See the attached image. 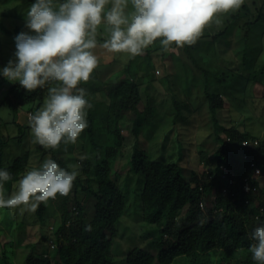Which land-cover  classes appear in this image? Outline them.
<instances>
[{"label":"trees","instance_id":"16d2710c","mask_svg":"<svg viewBox=\"0 0 264 264\" xmlns=\"http://www.w3.org/2000/svg\"><path fill=\"white\" fill-rule=\"evenodd\" d=\"M217 17L219 22H209L196 43L181 47L183 71L179 70L177 77L184 97H172L176 120L182 103L192 104L196 94L208 101L214 136L200 150L204 168L193 169L188 176L180 161L153 158L142 141L146 138L144 128L158 115L157 107L142 106L137 81L141 69L147 70L144 76L148 82L153 79L151 69L155 63L150 47L144 49V57L143 52L131 57L115 77L82 82L79 86L87 89L92 108L88 110V127L81 134L85 150L77 166L79 175L70 194L60 197L61 220L52 224L53 235L48 237L53 248L47 245L39 249L31 244L27 264H118L120 260L112 251L113 238L117 222L125 213L132 175L142 179V216L157 226L149 234L153 236L150 245L157 247L158 253L156 260L150 250L130 248L120 264H257L249 245L253 228L264 223V214L258 210L264 206V175L258 177L255 173L257 166L264 172V139L255 148L243 145V140L250 137L248 130L222 124L219 110L226 102L222 92L237 94L238 83L245 87L255 82L264 85V0L243 2L238 9ZM0 29L12 32L1 21ZM170 58L166 68L175 73ZM166 78L172 85L170 76ZM9 84L0 102L16 113L25 105L34 113L47 96V85L27 92L18 82ZM97 95L101 99H95ZM129 111L134 113L131 124L126 120ZM154 125L155 129L157 123ZM18 127L20 134L30 132L29 123ZM124 128L131 129L129 135L123 133ZM9 139L8 133L0 131V168L12 174V179L5 182L6 190L11 192L19 178L43 159L32 165L28 150L7 160L5 147ZM39 147L62 167L71 170V165H77V157H61L56 151L59 147ZM71 200L74 206H70ZM48 210V202H41L35 211L38 221L45 222ZM1 215L10 220L6 228L0 227V264H18L17 248L23 242L28 221L17 219L14 209L0 208ZM89 224L91 230L85 231ZM5 236L10 238L3 242Z\"/></svg>","mask_w":264,"mask_h":264},{"label":"clouds","instance_id":"9594fccd","mask_svg":"<svg viewBox=\"0 0 264 264\" xmlns=\"http://www.w3.org/2000/svg\"><path fill=\"white\" fill-rule=\"evenodd\" d=\"M242 0H33L25 13L27 31L14 36L15 51L0 76L18 82L27 92L46 85L43 104L29 114L28 123L34 142L45 149L77 144L88 127L87 82L99 60L93 51L103 24L107 38L99 45L108 52L141 54L159 39L168 48L175 44L192 45L205 26L219 22L217 14L234 11ZM130 5V8H129ZM259 138L248 137L243 145L257 147ZM83 159V156L80 157ZM62 167L48 157L29 169L8 192L5 182L12 179L0 168V208L34 213L41 202L68 196L79 175L77 165ZM256 176H263L256 167ZM203 208V204L201 203ZM264 214V206H259ZM92 226L85 225V231ZM249 245L251 257L264 264V223L253 228Z\"/></svg>","mask_w":264,"mask_h":264},{"label":"rangeland","instance_id":"374dc122","mask_svg":"<svg viewBox=\"0 0 264 264\" xmlns=\"http://www.w3.org/2000/svg\"><path fill=\"white\" fill-rule=\"evenodd\" d=\"M249 1L251 0H242V3ZM31 3L30 0H0V21L12 31L11 33H6L0 29V67L6 65L8 60L13 58L15 51L14 36L20 32L18 29L27 31L25 13ZM107 35V27L102 24L97 33L98 46L93 50L98 57L99 63L90 75V81L93 78L107 80L115 77L117 73L119 74L121 73L120 71L124 70V67L131 59L126 53H112L100 47L99 45L103 42L102 38L107 37ZM158 43L159 39L146 47H150L149 49L155 63L151 69L152 81L148 82L146 80L144 75L147 74V70L145 69H141L137 75V81L140 82L143 97L142 106L151 104L157 107L158 113L153 118V122L144 128V136L146 138L142 141L147 144L153 158L161 157L166 161L173 159L174 161H180L185 167L186 175L189 176L193 169L201 171L204 168L203 163L200 161V150L204 148V142H209L210 137L214 136L211 135L214 128L212 115L207 99L203 95L198 96L196 94L191 98L192 104L189 102L182 103L181 113L176 120L177 107L172 97L175 94L181 98L184 97V91L180 89L177 77L179 70H182L180 60L181 58L184 59V54L181 49L182 46L165 48ZM144 53H142V57H144ZM170 56L175 63V69H177L175 73L166 68ZM165 57V60L162 59ZM161 60L164 61L160 64ZM168 76L172 80V85H169V79L167 80L166 78ZM0 82L1 100L10 84L2 76H0ZM236 90L238 92L235 95L231 92H222L226 102L224 108L219 110L220 122L226 126L235 125L239 130H248L250 137L257 136L260 140L264 139V85L255 82L252 84L248 83L245 87V84L238 83ZM95 99H101V96L97 95ZM36 105L37 102L34 107H37ZM28 108L29 106L25 105L20 109L19 113H16L5 103L0 102V131L3 134L8 133L10 137L5 147L7 160L12 161L17 156H21L30 150L32 165L36 166L41 162V158L44 160L50 156L49 153H44V150L40 149L38 143L34 142L31 131L24 135L20 134L18 124L26 125L28 123L29 114L31 113ZM127 115L128 118L126 120L131 124L134 113L129 111ZM156 123L157 126L154 129V124ZM124 129L123 133L129 135L131 129ZM221 144V142L218 143L216 147ZM180 145H183V147L179 148ZM229 145L231 146L232 143H229ZM83 150H85V143L82 137L79 138L77 144H61L56 149V151H60V155L63 158H67L69 154L75 155L77 157V166ZM141 180L136 175H132L129 178L125 213L117 222V230L113 238L112 251L116 260H123L126 252L134 247L152 251L157 260L156 253H158V249L155 246L151 247L150 242L153 236L149 234L157 226L143 219L139 196ZM14 188H12V191ZM60 197L57 194L55 199L50 198L48 201L49 210L43 223L38 221L36 212L21 213L16 210L17 219H26L28 221L23 242L17 248L16 262L18 264H27L26 260L31 250L30 245L33 243L37 247L39 246V249L46 248L47 245L49 248H53L48 237L52 234V224L57 220H61ZM72 205L74 206V202L71 200L70 206ZM9 220L8 217L4 218L1 215L0 227L6 228ZM9 238L5 236L2 240L5 242ZM120 261H118V264H120Z\"/></svg>","mask_w":264,"mask_h":264}]
</instances>
